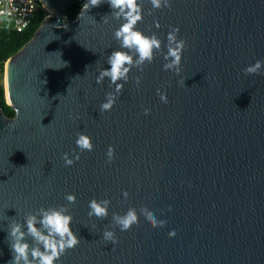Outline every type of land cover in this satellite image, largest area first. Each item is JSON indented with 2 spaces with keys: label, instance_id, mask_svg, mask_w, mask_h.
I'll return each mask as SVG.
<instances>
[{
  "label": "water",
  "instance_id": "95a60500",
  "mask_svg": "<svg viewBox=\"0 0 264 264\" xmlns=\"http://www.w3.org/2000/svg\"><path fill=\"white\" fill-rule=\"evenodd\" d=\"M40 1L51 14L5 66L15 115L0 107V264L12 259L9 226L59 205L69 207L80 245L57 264H264V69L244 75L264 61V0H172L171 9L155 11L142 0L140 31L166 44L179 27L181 73L164 71L157 54L143 73H130L103 114L112 89L95 81L107 55L120 50L113 39L120 22L107 3L64 20L86 0ZM77 132L92 138L93 151L79 153ZM65 153L80 158L65 167ZM94 198L111 201L107 219L88 217ZM142 207L165 226L153 229L140 216L130 231L115 229L117 244L102 239L113 213Z\"/></svg>",
  "mask_w": 264,
  "mask_h": 264
},
{
  "label": "clouds",
  "instance_id": "9594fccd",
  "mask_svg": "<svg viewBox=\"0 0 264 264\" xmlns=\"http://www.w3.org/2000/svg\"><path fill=\"white\" fill-rule=\"evenodd\" d=\"M107 3L111 8L110 16L120 22V26L113 32V39L120 50H113L107 55L106 63L108 68L99 70L96 77V84L103 85L105 79L109 81L108 87L112 89L105 95V102L101 103L99 112L101 114L110 112L116 105L117 100L124 92L125 84L130 80V73L134 69L143 73L145 67L154 62L157 54L163 56L165 63L163 70L174 72L179 76L182 67V57L186 49V41L180 39L179 27L170 28L167 34V43L155 34L146 35L138 29V25L143 22L144 13L142 0H86L82 6L83 11L89 12L94 7ZM152 10L171 9L172 0H149ZM152 15V12H149ZM109 15H106L107 17ZM103 22H106L104 19ZM26 26V25H25ZM154 26L159 29L160 24L154 21ZM166 47L167 51L163 49ZM264 69V61L257 60L254 64L244 69L245 76H254L260 74ZM184 84L185 81H180ZM137 87L141 84V77L135 78ZM157 95L161 103L168 104L166 92L157 89ZM151 114V109L145 108L144 115ZM72 118V114H69ZM79 117H77L78 119ZM76 145L79 153L91 152L94 150L92 138L82 132H77ZM79 153L75 158H69V154L63 155L65 167L73 166L80 158ZM107 162L111 164L115 159V148L111 145L106 152ZM122 196L128 199L130 194L123 191ZM65 200L68 205L76 203L74 194H66ZM111 201L109 199H92L88 208V217L97 220L107 219ZM67 205L40 208L35 213H29L24 216L23 223L14 221L9 226L8 237L10 238V251L12 259L9 264H57L58 261L70 250H75L80 245V239L72 230L73 216L69 214ZM140 216H143L150 226L162 228L166 221L157 220L155 213L147 207H142L139 214L135 208H129L123 215L112 214V230L105 229L102 233V239L112 245L118 243L115 229L121 232L130 231L133 226H138ZM176 235L175 231H170V239ZM31 240V243L27 242Z\"/></svg>",
  "mask_w": 264,
  "mask_h": 264
},
{
  "label": "trees",
  "instance_id": "16d2710c",
  "mask_svg": "<svg viewBox=\"0 0 264 264\" xmlns=\"http://www.w3.org/2000/svg\"><path fill=\"white\" fill-rule=\"evenodd\" d=\"M84 3V1H76L70 10L66 12V18L68 20L75 19L79 15ZM44 15L45 11L40 9V11L35 14L30 26L23 32L0 27V107L7 117H14L15 112L7 103L5 94L4 74L6 63L33 38L44 20Z\"/></svg>",
  "mask_w": 264,
  "mask_h": 264
},
{
  "label": "built area",
  "instance_id": "2783aa9c",
  "mask_svg": "<svg viewBox=\"0 0 264 264\" xmlns=\"http://www.w3.org/2000/svg\"><path fill=\"white\" fill-rule=\"evenodd\" d=\"M40 9L45 11L44 19L51 14L40 0H0V27L23 32Z\"/></svg>",
  "mask_w": 264,
  "mask_h": 264
},
{
  "label": "rangeland",
  "instance_id": "374dc122",
  "mask_svg": "<svg viewBox=\"0 0 264 264\" xmlns=\"http://www.w3.org/2000/svg\"><path fill=\"white\" fill-rule=\"evenodd\" d=\"M65 16V15H64ZM4 79H5V74H4Z\"/></svg>",
  "mask_w": 264,
  "mask_h": 264
}]
</instances>
